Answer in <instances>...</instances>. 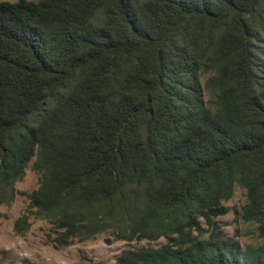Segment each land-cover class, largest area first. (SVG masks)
I'll return each mask as SVG.
<instances>
[{
  "label": "trees",
  "instance_id": "1",
  "mask_svg": "<svg viewBox=\"0 0 264 264\" xmlns=\"http://www.w3.org/2000/svg\"><path fill=\"white\" fill-rule=\"evenodd\" d=\"M34 157L56 247L111 231L166 239L119 264H264L218 219L239 185L264 241V0H0V204Z\"/></svg>",
  "mask_w": 264,
  "mask_h": 264
},
{
  "label": "rangeland",
  "instance_id": "2",
  "mask_svg": "<svg viewBox=\"0 0 264 264\" xmlns=\"http://www.w3.org/2000/svg\"><path fill=\"white\" fill-rule=\"evenodd\" d=\"M16 1V0H9ZM209 99L208 94H205ZM34 157L26 168L23 178L15 183L20 191L12 204H0V263L2 264H119L118 255L130 247H158L166 242L164 237L157 241L117 240L111 231L100 233L94 239L76 242L70 246L56 247L53 226L48 217L29 211L28 193L39 187V174L34 170ZM246 202L245 190L236 186L234 196L226 202L229 211L218 219L230 237L235 236L243 245L263 244L256 225L239 218L236 211ZM29 214L28 225L22 233L15 230V221ZM109 239V241H108Z\"/></svg>",
  "mask_w": 264,
  "mask_h": 264
}]
</instances>
